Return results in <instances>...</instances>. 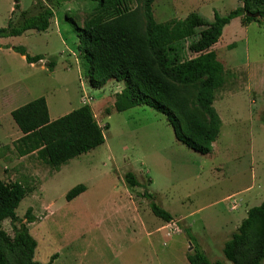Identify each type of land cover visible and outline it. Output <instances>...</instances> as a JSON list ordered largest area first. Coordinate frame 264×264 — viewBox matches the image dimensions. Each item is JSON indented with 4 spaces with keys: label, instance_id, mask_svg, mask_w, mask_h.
Returning <instances> with one entry per match:
<instances>
[{
    "label": "rangeland",
    "instance_id": "374dc122",
    "mask_svg": "<svg viewBox=\"0 0 264 264\" xmlns=\"http://www.w3.org/2000/svg\"><path fill=\"white\" fill-rule=\"evenodd\" d=\"M207 2L159 0L154 17L162 24L197 13L213 22L215 13L227 17L241 7L239 0ZM39 3L54 10L47 32L0 40V179L28 190L16 213L27 225L29 211L35 218L28 228L38 243L36 261L189 264L187 256L196 245L211 262L227 263L224 245L246 212L264 202V20L247 27L241 19L232 21L212 50L224 67L226 84L214 104L221 134L214 152L204 156L179 142L167 117L149 107L117 113L115 97L124 86L111 82L101 90L91 88L76 26L83 28L92 17L94 0H20L19 12L14 0H0V29L11 21L18 24L21 12ZM14 48L44 60L31 65ZM41 98L53 122L90 106L106 128L105 144L60 172L37 155L21 157L15 143L22 134L11 114ZM128 173L137 176L140 187L129 188ZM78 186L87 191L68 202L67 195ZM146 190L174 222L152 213ZM233 205L241 206L240 218L230 216ZM3 228L14 236L10 221Z\"/></svg>",
    "mask_w": 264,
    "mask_h": 264
},
{
    "label": "trees",
    "instance_id": "16d2710c",
    "mask_svg": "<svg viewBox=\"0 0 264 264\" xmlns=\"http://www.w3.org/2000/svg\"><path fill=\"white\" fill-rule=\"evenodd\" d=\"M14 1L15 10L21 11L20 0ZM94 1L97 7L92 17L83 28L76 26L78 50L88 57L91 88L101 90L111 82L123 84L124 90L115 97L117 113L149 107L167 117L179 142L201 155L212 154L222 128L214 107L216 93L226 84L224 67L212 50L232 21L241 19L247 27L264 20V0H239L240 8L227 17L215 13L213 22L193 13L183 21L162 24L156 22L153 12L159 0ZM54 16L52 8L39 3L33 11L21 12L18 24L11 21L7 28L0 29V40L22 37L30 31L45 33ZM13 50L31 65L44 60L42 56L30 57L25 48ZM187 55L195 57L189 59ZM11 115L23 135L15 143L18 154L37 155L55 172L106 142V128L100 126L90 106L52 122L47 101L41 98ZM125 182L130 189L140 187L134 173H128ZM86 191L85 186L76 187L67 195V201H74ZM27 195L22 184L9 185L0 179V264H42L35 259L38 243L28 228L35 218L29 211L27 225L16 213ZM144 196L151 201L157 218L174 222V217L147 190ZM6 221L11 222L13 237L3 228ZM186 234L195 245L191 232L186 230ZM223 254L229 264H264V202L248 211L224 245ZM187 260L189 264H227L211 262L196 245Z\"/></svg>",
    "mask_w": 264,
    "mask_h": 264
},
{
    "label": "crops",
    "instance_id": "0c3cea01",
    "mask_svg": "<svg viewBox=\"0 0 264 264\" xmlns=\"http://www.w3.org/2000/svg\"><path fill=\"white\" fill-rule=\"evenodd\" d=\"M205 3H208L207 1H205V0H203ZM239 3H240V5L242 6V4H241V2L239 1ZM225 31V30H224ZM224 35V34H223ZM217 46H218V44L213 48V49H215V48H217ZM116 84H118V83H116ZM118 86L120 87H123L124 85L123 84H118ZM124 90V87L117 93V94H120L122 91ZM47 101V100H46ZM47 104H48V102H47ZM94 112V111H93ZM96 117V116H95ZM53 122V121H52ZM100 124V123H99ZM101 126V125H100ZM102 127V126H101ZM22 134V133H21ZM23 136V135H22ZM213 152H214V149H213ZM212 152V153H213ZM211 155V154H210ZM238 208H241V206L240 205H233L232 206V208H231V210H230V216H232V217H238V218H240V216H241V214H240V211L238 212L237 211V209ZM237 211V212H236ZM247 214H248V212H246ZM245 220V219H244ZM234 221H236L237 222V219L236 220H234Z\"/></svg>",
    "mask_w": 264,
    "mask_h": 264
}]
</instances>
